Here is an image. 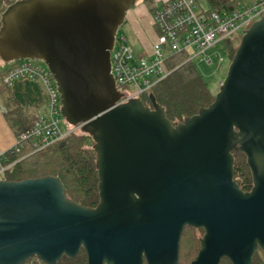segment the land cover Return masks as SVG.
I'll use <instances>...</instances> for the list:
<instances>
[{
  "label": "water",
  "instance_id": "water-1",
  "mask_svg": "<svg viewBox=\"0 0 264 264\" xmlns=\"http://www.w3.org/2000/svg\"><path fill=\"white\" fill-rule=\"evenodd\" d=\"M134 0H26L3 16L0 60H40L61 115L92 136L99 203L66 198L55 177L0 180V264H178L185 227L202 229L190 264H252L264 253V16L240 39L207 108L173 127L161 107L120 100L110 50ZM244 154L252 188L233 177Z\"/></svg>",
  "mask_w": 264,
  "mask_h": 264
},
{
  "label": "trees",
  "instance_id": "trees-1",
  "mask_svg": "<svg viewBox=\"0 0 264 264\" xmlns=\"http://www.w3.org/2000/svg\"><path fill=\"white\" fill-rule=\"evenodd\" d=\"M26 0H0V31L4 14L15 4ZM137 0H134L135 5ZM151 10L152 0H142ZM207 12L220 15L247 6L240 0H206ZM245 33V32H244ZM243 33V34H244ZM239 41V40H238ZM228 39L222 43L224 53L231 63L239 43ZM240 42V41H239ZM185 53L168 56V76L158 82L150 91L140 95L142 104L153 109V104L164 111L166 119L173 127L207 108L215 99L208 83L203 79L198 68L191 62H185ZM0 102L4 108V117L16 137L28 131L37 116L44 112L46 98L40 85L30 80H20L11 87L0 83ZM94 141L88 133L74 132L64 139L33 152L31 142H22L18 153L9 155L8 164L1 180L13 182L42 177L57 178L66 198L85 208L93 209L99 203L98 174ZM234 181L242 192L252 188V178L244 154L233 151ZM202 229L185 227L179 241L178 264H190L200 249ZM34 261V258L28 260ZM58 264H87L85 252L81 249L74 259L63 257ZM143 264H146L143 262ZM219 264H231L223 259ZM252 264H264V253L258 248L252 257Z\"/></svg>",
  "mask_w": 264,
  "mask_h": 264
},
{
  "label": "built area",
  "instance_id": "built-area-1",
  "mask_svg": "<svg viewBox=\"0 0 264 264\" xmlns=\"http://www.w3.org/2000/svg\"><path fill=\"white\" fill-rule=\"evenodd\" d=\"M154 41L149 53H135L124 36H115L110 50V74L120 93V105L138 99L150 91L158 82L170 74L166 62L169 55L185 53L184 63L196 67L212 65L208 54L215 45L232 37L243 27L264 16V0H252L250 5L241 6L230 13L198 11L195 0H164L152 8ZM216 64V69L221 64ZM20 80H30L40 85L46 98L44 112L39 114L33 126L15 138L7 150L0 149V180L12 164L8 157L18 153L22 142H31L33 152L40 151L66 136L81 131L82 125L72 126L61 115L60 94L55 81L47 70L30 60L12 62L0 77L1 85L11 87ZM24 264H44L39 259Z\"/></svg>",
  "mask_w": 264,
  "mask_h": 264
},
{
  "label": "rangeland",
  "instance_id": "rangeland-1",
  "mask_svg": "<svg viewBox=\"0 0 264 264\" xmlns=\"http://www.w3.org/2000/svg\"><path fill=\"white\" fill-rule=\"evenodd\" d=\"M198 11H206L208 6L206 3V0H195ZM246 4L250 5L251 2L246 0ZM152 19V16H151ZM259 20V19H258ZM253 22L245 25L243 29L238 31L232 38L235 42L238 40L240 41L241 37L243 36V33L252 25ZM118 36H124L126 38L127 44L133 49L135 53H139L138 49L136 48V39L135 35L132 31V29L127 25V23L122 24L117 32ZM238 41V43H239ZM208 54L210 55L213 64L212 65H200L198 66V71L203 77V79L208 83V86L210 90L217 94L220 85L222 81L225 79L227 74V69L229 67V60L224 53V50L221 48L220 44L215 45L211 50H209ZM221 59L220 66L216 69V64L218 60ZM20 60L16 61L19 62ZM31 62L38 64L39 66L46 68L45 64L40 60H30ZM14 62V61H12ZM10 63H4L0 60V77L4 74L5 69L9 68L12 64ZM77 133H81V131H76Z\"/></svg>",
  "mask_w": 264,
  "mask_h": 264
},
{
  "label": "crops",
  "instance_id": "crops-1",
  "mask_svg": "<svg viewBox=\"0 0 264 264\" xmlns=\"http://www.w3.org/2000/svg\"><path fill=\"white\" fill-rule=\"evenodd\" d=\"M163 1L152 0V7ZM240 1L246 4V0ZM247 1L251 2L252 0ZM151 16V10L142 0H137L135 5L126 13L124 23H127L135 35L136 48L139 50V54L149 53L151 44L155 38ZM15 138V134L6 122L4 108L0 102V149H9L14 144Z\"/></svg>",
  "mask_w": 264,
  "mask_h": 264
},
{
  "label": "flooded vegetation",
  "instance_id": "flooded-vegetation-1",
  "mask_svg": "<svg viewBox=\"0 0 264 264\" xmlns=\"http://www.w3.org/2000/svg\"><path fill=\"white\" fill-rule=\"evenodd\" d=\"M131 9V8H130ZM129 11V10H128ZM127 13V12H126ZM125 18H126V14H125V17H124V20H123V23H124V21H125Z\"/></svg>",
  "mask_w": 264,
  "mask_h": 264
}]
</instances>
